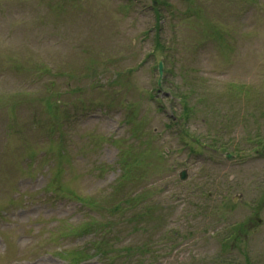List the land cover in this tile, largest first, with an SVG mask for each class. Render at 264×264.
<instances>
[{"label": "rangeland", "instance_id": "374dc122", "mask_svg": "<svg viewBox=\"0 0 264 264\" xmlns=\"http://www.w3.org/2000/svg\"><path fill=\"white\" fill-rule=\"evenodd\" d=\"M124 1L0 0V73L10 56L18 67L30 68L22 76L10 74V81L0 74V100L7 98L8 108L22 99L20 81L48 88L55 79L34 70L33 62L43 61L45 53L55 58L53 70L75 71L65 63L75 57L72 46L96 42L92 55L100 59L90 64L96 69L84 65L71 76L78 78L74 84L87 81L82 101L75 95L60 98L69 101L59 127L62 137L51 118L24 134L11 132L16 118L0 113V264H72L67 251L74 248L90 254L79 264L117 262L123 256L128 264H264V0H165L159 26L152 0H129L130 8ZM66 41L69 49L61 47ZM155 43L168 55L159 89L158 58H147ZM122 71L128 76H120ZM41 94L44 101L43 89ZM32 110L17 119L24 124L28 117L33 125L34 115L45 117L41 103ZM211 138L217 147L201 146L211 145ZM166 144L168 161L143 160L149 150ZM58 148L68 160H58ZM125 149L146 174L123 184L117 196L132 191L139 197L137 218L130 219L146 232L128 235L131 223L124 221L113 232L123 241L99 252L88 237L63 235L71 222L89 219L93 228L100 220L68 195L108 204ZM226 149L234 156L225 157ZM174 160L178 167L164 173L165 163ZM158 163L162 168L155 174L151 166ZM182 166L184 180L178 177ZM239 192L242 199L232 203ZM155 200L167 204L164 212L177 211V220L167 222L168 234L151 225L163 208L156 214ZM148 212L156 214L151 223ZM125 245H144L147 251L118 253Z\"/></svg>", "mask_w": 264, "mask_h": 264}, {"label": "trees", "instance_id": "16d2710c", "mask_svg": "<svg viewBox=\"0 0 264 264\" xmlns=\"http://www.w3.org/2000/svg\"><path fill=\"white\" fill-rule=\"evenodd\" d=\"M159 1H162V0H157L158 3H159Z\"/></svg>", "mask_w": 264, "mask_h": 264}]
</instances>
